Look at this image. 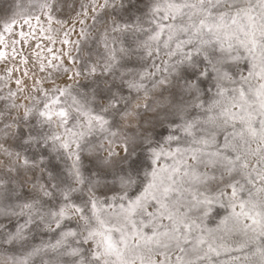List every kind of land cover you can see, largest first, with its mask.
<instances>
[{"label": "snow or ice", "instance_id": "6c2138e0", "mask_svg": "<svg viewBox=\"0 0 264 264\" xmlns=\"http://www.w3.org/2000/svg\"><path fill=\"white\" fill-rule=\"evenodd\" d=\"M80 9L0 17V264H264V0Z\"/></svg>", "mask_w": 264, "mask_h": 264}, {"label": "rangeland", "instance_id": "374dc122", "mask_svg": "<svg viewBox=\"0 0 264 264\" xmlns=\"http://www.w3.org/2000/svg\"><path fill=\"white\" fill-rule=\"evenodd\" d=\"M34 3L37 5L42 2V0H33ZM57 2V10L53 13L54 19L52 20L51 24L45 23V29L47 30V34L51 35L53 39H55L56 43L55 45L48 44L47 40H44V44L48 45L49 47H53L54 50L61 49L62 47L64 48L65 51H67V48L69 46H62L60 43V39L63 36V33L65 30L70 29L73 25H75V31L72 32L71 34V39L75 40L78 38L77 33L80 31V25L76 23L78 17H77V12H79L80 5L85 4L87 5L89 0H56ZM14 6V0H0V17L5 16L7 14H10L11 10L13 9ZM37 14L39 13V8L37 7L35 9ZM89 12L91 10L89 9ZM42 21H44L46 18L42 15L41 16ZM92 21L89 16L88 24L91 25ZM104 29V24L103 21H99L94 28H92L90 32V41L91 38H94L98 36L100 33L103 32ZM90 46L95 47V45H92L90 42ZM35 47V46H33ZM27 49V46H25ZM37 52L41 51L40 49H36ZM25 55L31 57V62L29 64V69L32 68V62H35V55L31 50H26ZM41 55H45L44 52H41ZM64 66L65 67H72V65L69 63L67 59L63 60ZM9 67H12L13 65H8ZM5 74V65L0 62V76H4ZM31 75V72H30ZM37 75H41L37 69ZM21 73L20 72H15L13 74V80L11 84L9 85L13 90H16V84H15V78L20 77ZM67 79L66 77L61 76L60 79L57 80V83H62L63 80ZM25 82L31 87L32 85V80L31 79H26ZM7 90L5 89V92ZM28 95V91L25 90L23 94H21L18 99L19 100H24V98ZM156 131L158 133H162L163 129L157 127ZM0 160H3V157H0ZM46 238V237H45ZM37 264H39V261H37Z\"/></svg>", "mask_w": 264, "mask_h": 264}]
</instances>
